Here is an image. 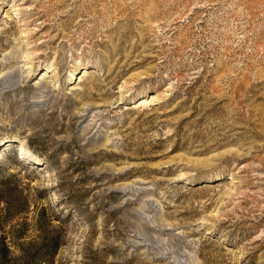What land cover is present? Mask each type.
<instances>
[{"label":"rangeland","instance_id":"rangeland-1","mask_svg":"<svg viewBox=\"0 0 264 264\" xmlns=\"http://www.w3.org/2000/svg\"><path fill=\"white\" fill-rule=\"evenodd\" d=\"M1 148L0 264H264V0H0Z\"/></svg>","mask_w":264,"mask_h":264},{"label":"bare ground","instance_id":"bare-ground-1","mask_svg":"<svg viewBox=\"0 0 264 264\" xmlns=\"http://www.w3.org/2000/svg\"><path fill=\"white\" fill-rule=\"evenodd\" d=\"M21 7V6H20ZM24 8V7H23ZM19 9V8H18ZM17 9V10H18ZM22 10V8H20ZM15 11V10H14ZM23 11V10H22ZM19 12V11H18ZM17 13V12H16ZM24 25V24H23ZM26 25V24H25ZM27 57V56H26ZM46 74V73H45ZM12 146V144H9L6 148H4L3 150L6 151L8 149H10V147ZM18 151H23V153L25 154V151L22 147H19Z\"/></svg>","mask_w":264,"mask_h":264},{"label":"trees","instance_id":"trees-1","mask_svg":"<svg viewBox=\"0 0 264 264\" xmlns=\"http://www.w3.org/2000/svg\"><path fill=\"white\" fill-rule=\"evenodd\" d=\"M2 250H5V252H4V254H1V255H2L3 257H5V256L7 255V253H8L7 250H6V247L3 246ZM1 255H0V256H1Z\"/></svg>","mask_w":264,"mask_h":264},{"label":"water","instance_id":"water-1","mask_svg":"<svg viewBox=\"0 0 264 264\" xmlns=\"http://www.w3.org/2000/svg\"><path fill=\"white\" fill-rule=\"evenodd\" d=\"M2 149H3V148H1V150H0L1 152H2Z\"/></svg>","mask_w":264,"mask_h":264}]
</instances>
